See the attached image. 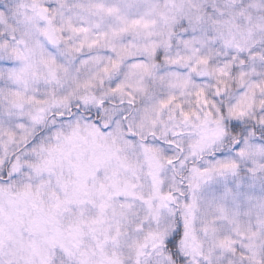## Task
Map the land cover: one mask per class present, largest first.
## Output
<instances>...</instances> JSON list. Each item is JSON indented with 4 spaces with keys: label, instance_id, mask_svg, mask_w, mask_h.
<instances>
[{
    "label": "snow or ice",
    "instance_id": "snow-or-ice-1",
    "mask_svg": "<svg viewBox=\"0 0 264 264\" xmlns=\"http://www.w3.org/2000/svg\"><path fill=\"white\" fill-rule=\"evenodd\" d=\"M0 264H264V0H0Z\"/></svg>",
    "mask_w": 264,
    "mask_h": 264
}]
</instances>
